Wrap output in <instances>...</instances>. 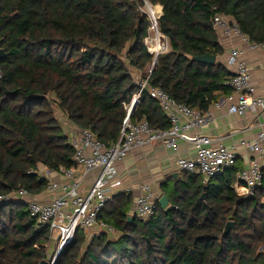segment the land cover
I'll use <instances>...</instances> for the list:
<instances>
[{"label": "trees", "instance_id": "1", "mask_svg": "<svg viewBox=\"0 0 264 264\" xmlns=\"http://www.w3.org/2000/svg\"><path fill=\"white\" fill-rule=\"evenodd\" d=\"M163 7L161 31L171 51L159 57L151 77L180 104L207 112L219 94L229 95V68L194 61L224 49L212 27L215 13L232 18L257 44H264V0H148ZM142 0H0V264L52 263L49 230L13 199L20 190L37 195L47 187L34 172L73 166L56 108L106 147L118 142L138 87L130 68L145 71L153 57L144 46L149 21ZM216 8L214 11L213 9ZM146 118L156 129L170 122L157 101L143 94L131 121ZM235 166L207 184L185 174L160 185L170 208L142 221L132 216L133 197L120 194L100 214L115 230L88 241L79 231L54 264H264L263 185L251 198L232 188ZM172 185V187L170 186ZM161 196V197H162ZM132 217V222L127 219ZM235 231L224 235L228 222Z\"/></svg>", "mask_w": 264, "mask_h": 264}, {"label": "built area", "instance_id": "2", "mask_svg": "<svg viewBox=\"0 0 264 264\" xmlns=\"http://www.w3.org/2000/svg\"><path fill=\"white\" fill-rule=\"evenodd\" d=\"M142 1L144 4L139 6L140 15L149 21L144 46L153 57V61L145 72H140L136 68V71H130L138 90L130 103L125 104L127 116L118 142L106 147L90 129L78 127L79 132H74L73 123L62 114L72 123L67 125V130L64 128L66 122L62 126L63 130L68 132V144L75 151L73 166L70 168L62 166L58 171L40 167L34 172L39 179L47 183L46 192L50 195L47 201L36 200V197L26 190H20L13 195V199L26 205L30 217L36 220L39 226L49 230V241L57 248L51 264H54L63 249L75 240L79 231L85 234L97 230L99 233L103 231L116 233L112 227L100 222L99 217L104 207L113 202L117 195V187L120 184L117 164L137 149L158 145L177 151L178 141L188 142L194 156L178 158L176 166L179 172L200 176L207 184L213 178L235 168L239 148H242L251 155V159L248 166L237 173L232 188L238 196L251 198L263 185L264 130L253 141H242L238 146L226 147L220 141L203 133V129L214 121L213 109L221 108L223 102L217 101L207 112H201L178 103L162 89L152 85L151 77L158 59L171 51V45L160 28V21L164 15L163 7L148 0ZM212 27L222 47L225 40L230 41L232 38L239 39L245 46V49L232 48L228 51L226 66L231 72V77L226 85L230 88V94L226 95L224 100L228 112L239 117H245L247 114L258 116L264 112V96L255 95L252 70L243 57L246 49L253 52L264 51V44L252 42L232 18L219 12L213 17ZM143 94H148L157 101L170 122L168 129L153 128L146 118L131 121ZM78 169L80 174L76 172ZM93 173H97L94 182L87 192H83L86 178ZM139 190L134 215L142 221H149L157 215L161 196L150 183H143ZM10 201L12 195H1L0 207L9 204Z\"/></svg>", "mask_w": 264, "mask_h": 264}, {"label": "crops", "instance_id": "3", "mask_svg": "<svg viewBox=\"0 0 264 264\" xmlns=\"http://www.w3.org/2000/svg\"><path fill=\"white\" fill-rule=\"evenodd\" d=\"M232 48L245 49V46L237 38H232L230 41L225 40L223 45L224 54L217 57V62L226 66L228 51ZM243 60L247 62L252 70V83L255 87V95L264 96V51L253 52L246 49ZM224 100L225 95L219 94L218 101L223 102L222 107L213 109L214 121L203 129V133L211 136L214 140L220 141L226 147L238 146L242 141H253L264 130V112L258 116L253 114H247L245 117L232 115L228 112V107ZM65 122L66 125L72 124L67 120ZM72 125V131L78 133L79 128L75 124ZM64 133L67 136L68 132L64 131ZM238 152L239 158L236 166L244 169L248 166L251 155L242 148H239ZM192 156H194V152L191 145L185 141H178L177 151L154 145L137 149L129 154L124 161L119 162L117 170L119 171L120 184L117 187V195H132L133 203L130 214L134 216L135 200L140 193V185L150 183L153 189L162 196L160 191L162 183H165L170 178L178 180L186 174L179 172L176 166L177 159L180 157L190 158ZM76 172L80 174V169ZM174 175H177V178H174ZM96 176L97 173H93L86 178L82 188L83 192L88 191ZM49 198V193L45 191L44 195L36 197V200L44 202L49 200Z\"/></svg>", "mask_w": 264, "mask_h": 264}, {"label": "water", "instance_id": "4", "mask_svg": "<svg viewBox=\"0 0 264 264\" xmlns=\"http://www.w3.org/2000/svg\"><path fill=\"white\" fill-rule=\"evenodd\" d=\"M1 45H2V40H0V61L3 58L7 57V54L5 50L1 47ZM194 61L197 63L205 64V65H215L217 62V56L206 54L204 56L195 57ZM174 178H177V175H174ZM159 204L162 210L164 211L170 208V204L166 196H162L160 198ZM127 221L131 223L132 217H129ZM231 231H235V223L233 221L227 223L225 230H224V235H228ZM41 264H48V261H43Z\"/></svg>", "mask_w": 264, "mask_h": 264}, {"label": "rangeland", "instance_id": "5", "mask_svg": "<svg viewBox=\"0 0 264 264\" xmlns=\"http://www.w3.org/2000/svg\"><path fill=\"white\" fill-rule=\"evenodd\" d=\"M148 67L149 66H147V68L145 69V71L148 69ZM132 70L136 71L135 68H132L131 67L130 68V71H132ZM145 71H143V72H145ZM140 72H142V71H140ZM52 107L55 110V115L60 120V125L61 126L64 125L63 123L65 122V118L63 117L62 113L56 108V106H52ZM64 128H65V130H67V125H65ZM170 186L172 187V185H170ZM45 191H46V189L44 191H42L41 193H38L37 195H34V196L35 197H38V196L41 197V196L44 195V192ZM263 202H264V200H263ZM95 235H99V231L98 230L97 231H91V232H87L86 233V236L88 238V241H91L92 237H94ZM45 247H46V253L48 255V259L52 260L55 257V254L57 252L56 246L49 241V242L46 243Z\"/></svg>", "mask_w": 264, "mask_h": 264}]
</instances>
